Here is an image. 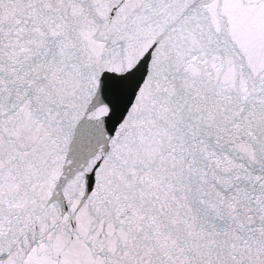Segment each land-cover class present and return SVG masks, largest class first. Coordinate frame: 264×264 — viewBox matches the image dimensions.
<instances>
[{
	"label": "snow or ice",
	"instance_id": "6c2138e0",
	"mask_svg": "<svg viewBox=\"0 0 264 264\" xmlns=\"http://www.w3.org/2000/svg\"><path fill=\"white\" fill-rule=\"evenodd\" d=\"M0 264H264V0H0Z\"/></svg>",
	"mask_w": 264,
	"mask_h": 264
}]
</instances>
